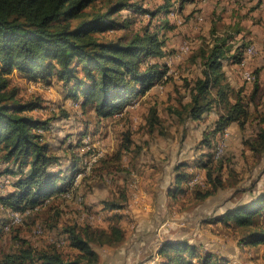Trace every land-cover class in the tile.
Instances as JSON below:
<instances>
[{
	"label": "rangeland",
	"instance_id": "rangeland-1",
	"mask_svg": "<svg viewBox=\"0 0 264 264\" xmlns=\"http://www.w3.org/2000/svg\"><path fill=\"white\" fill-rule=\"evenodd\" d=\"M113 1L98 0L94 7H105ZM151 1L158 4V0ZM229 2L235 3V6L238 4L242 10L232 14L224 9L217 14L206 11L201 26L204 28L208 21L209 27L215 15L221 23H229L236 17L237 22L241 18L250 27L254 24L264 27L262 0L250 5V8H246L242 0ZM122 11L123 14L128 13L127 9ZM132 27L109 30L107 34L111 37L123 35L129 33ZM172 30L174 32L165 31L173 37L172 43L169 41L165 44L167 55L153 58L167 64L168 71L147 92L133 98L120 112L107 118L99 117L92 105L83 108L82 99L76 101L69 96L63 82L55 77L48 83L14 72L11 85L17 87L19 97L41 98L43 106L35 113L42 118L52 119L53 128L49 134L53 141L52 150L57 151L64 167L71 166L70 152H73L79 157V168L73 175L71 185L62 193V198L47 201L40 209L39 206L26 209L28 211L22 212V218L0 224V256L17 250L23 239H27L37 249L57 248L65 258L72 259L78 250L66 239L68 234L65 228L77 225L82 230L90 225L97 236L100 234V243H95L101 255L98 264H109L108 259L116 254L119 255L116 264L154 262V249H158L166 239H188L199 245L202 243V252L211 253L213 259H222V262L264 264V242L257 245L246 243V236L253 227L264 226V211L256 216L253 227H241L233 222L226 225L213 218L225 207L248 202L264 191V151L253 148L262 140L261 133L264 131V29L261 37H251V30L247 28L241 29L237 35H246L245 40L249 45L244 47L245 59L251 57V65H243L245 59L240 63L235 62L232 57L237 51L236 45L241 43L240 39L233 40L232 50L223 59V68L234 86L232 97L236 99L241 95L248 119L244 124L232 122L236 126L232 135H224L223 132L220 140L210 149L200 147L201 141L211 136L214 121L224 107L213 108L200 119L190 117L185 107L191 101L195 80L203 74V57L198 53L211 43V29ZM224 30L227 31L220 28L217 32ZM131 117L132 120H129ZM151 120L154 121L153 125ZM128 138L132 141L129 147L126 146ZM219 142L225 143V152L222 158L216 157L218 160H215L213 170L216 179L223 181L222 186L206 199L198 198L195 191L197 193L198 190L212 187L207 170L201 166L198 170L203 177L196 179L199 173H195L190 179H196L193 185L187 184L184 192L179 191L174 195L171 191L175 187L174 171L177 165L190 162L189 169L192 170L196 159L204 157L214 147L216 150ZM95 151L102 155L93 159ZM155 171L163 172L157 182L168 187L171 202L164 215H155L153 227L141 234L143 238L136 243L135 251H130L131 255H121L127 250H124L125 241L116 246L109 245L104 242L108 234L104 235L101 231H111L113 225H120L127 238L136 230L133 206H150L149 203L144 204L148 196L146 185L153 182ZM197 183L201 184L194 186ZM2 184L3 180L0 179V189ZM108 202L122 203L124 207L115 210L107 205ZM3 215L0 208V220L4 219ZM128 250H132V245L128 246Z\"/></svg>",
	"mask_w": 264,
	"mask_h": 264
},
{
	"label": "trees",
	"instance_id": "trees-1",
	"mask_svg": "<svg viewBox=\"0 0 264 264\" xmlns=\"http://www.w3.org/2000/svg\"><path fill=\"white\" fill-rule=\"evenodd\" d=\"M97 1L0 0V164L5 165L0 173L14 176L13 189L0 195L1 207L5 209L25 211L36 206L40 209L68 189L79 168V157L73 152H70L71 166L64 167L58 154L52 151L45 137L52 119L35 113L43 106L41 98L19 97L17 87L11 85L15 71L29 79L48 83L57 78L67 88L69 96L76 101L82 99L83 108L92 105L96 114L104 118L120 112L168 71L167 64L153 58L166 54V39L160 23L154 18L163 11L173 10L169 0L154 6L138 0H114L100 8L94 7ZM184 1L181 0V5ZM123 9L128 13L123 14ZM130 27L133 29L123 35L111 37L107 34L109 30ZM224 31L217 32L213 27L211 43L199 50L198 54L203 57V74L195 80L191 101L185 107L193 119L202 118L213 108L224 107L214 121L211 136L201 141L200 147L209 149L232 122L244 124L248 119L241 95L236 99L232 97L234 86L223 68V59L232 50L233 40L240 39L243 43L236 45L237 51L232 57L235 62H242L244 47L249 44L245 34L237 37L241 29ZM153 123L151 120V125ZM261 138L253 145L255 151H264V131ZM131 142L128 138L126 146ZM214 149L198 157L192 170L190 162L177 165L175 187L171 191L174 195L191 186L189 180L200 173L201 166L207 170L212 187L195 191L198 198L206 199L222 186L223 181L216 179L213 170L215 160L220 159L214 156ZM107 205L116 209L124 207L122 203L108 202ZM262 211L264 191L248 202L227 207L213 218L226 225L233 222L241 227H253L256 216ZM92 228L90 225L82 230L77 225L65 228L66 239L78 250L72 259L65 258L57 248L37 249L23 239L17 250L0 256V264H98L101 255L95 243H100V234L97 239ZM101 233L108 234L104 242L109 245L121 244L125 238L120 225H113L111 231ZM263 242L264 226L253 227L246 236V243ZM202 248L188 239H166L160 243L155 261L144 264H233L213 259L214 255L202 252Z\"/></svg>",
	"mask_w": 264,
	"mask_h": 264
},
{
	"label": "crops",
	"instance_id": "crops-1",
	"mask_svg": "<svg viewBox=\"0 0 264 264\" xmlns=\"http://www.w3.org/2000/svg\"><path fill=\"white\" fill-rule=\"evenodd\" d=\"M164 1L165 0H158V4L153 3L151 0H147V2L146 1L145 2L147 4L154 6V5H159V4L164 3ZM169 1L172 4L170 8H171V10L172 9L173 10L169 11V12L163 11L162 13H160L158 16H156L154 18L158 23H160V25L162 27L161 29H162V33L165 36L166 43L169 41H171V43H172V41H173V37L170 36L168 32H165L166 30H168L170 32H174L172 29H183L185 31H189L191 29H205V28L212 29L213 27L214 28L216 27V29H220V28H222V29H246L247 28V29L251 30V32H250L251 37L254 38V37H261L262 36V31H263L264 27H261V25H255V24L253 25V27H250V25L247 22L243 23L241 18H238V22H237L236 17L232 18V20L229 23L228 22L221 23L220 18H217L214 15L211 18V23H209V27H208V21L205 22L206 26L204 28L201 26L202 25L201 19L203 16L207 15L206 11L207 12L210 11V13L212 12V14H217L216 12L219 13L221 10L224 9V11H226V12L230 11L232 14L233 12L237 13L238 10H242L238 4L235 6V3L229 2V0H186V1H184V3L182 5H181V0H169ZM257 1L258 0H251V1L250 0H242V2L246 3V5H247L246 8H250L251 7L250 5H252V4L255 5ZM260 5H261V7L264 8V0H262V3ZM258 18H261V16H259ZM263 18H264V15H263ZM218 26H219V28H218ZM243 35H244V33H242L241 36H237V37L242 38ZM263 36H264V32H263ZM166 48L164 47L165 52H166L165 55H167ZM250 58L251 57L245 59V63L243 65H247V64L251 65V63L253 61L249 60ZM129 120H132V117ZM52 128H53L52 125H50V128L46 131V135H45L47 141H49V143L51 145H53V141H51L49 134H50ZM228 130H229V133L232 135L233 131L236 130V126H233V124H231V125H229ZM231 135L228 138L229 140L231 138ZM67 155L70 156V153L69 154L67 153ZM160 164H161V162H159L158 165H160ZM3 166L5 167L4 164L3 165L0 164V169H2ZM161 174H163L162 171L160 173L155 171V173L152 176L153 182L146 185V187L148 188V196L146 197L144 204L145 205L150 204V206L148 208L133 206L134 207L133 216H134V218L137 219V222L134 221L137 224L136 230H134L130 236H127V238L125 237L126 239L124 238L125 239V240H123V241H125L124 250L126 248H127V250L122 252L121 255H129L130 251L134 252L135 247L137 246L136 243H138V241L143 238L141 236V234L153 227L156 217L162 216L166 213L167 205L169 204V202H171L170 201L171 192L168 190L167 186L164 187L165 185H161L159 182H157V179L159 178V176ZM174 174H175V171H174ZM0 179L3 180V184H2V187L0 189V195H5L13 189L12 184H13L14 176L7 174V173H4V174H0ZM183 186H185V185H183ZM57 198H62V197L60 196ZM0 208L3 209V212H4V215H3L4 219L0 220V224L4 225V223L7 220H9L11 214L8 212L7 209L2 208L1 206H0ZM226 208L227 207H225L222 211H224ZM120 209H123V208H120ZM120 209H115V210H120ZM222 211L217 212L215 215H218ZM155 215H156V217H155ZM124 234H125V232H124ZM195 243L197 244V242H195ZM129 245H132V250H128ZM200 246L204 247V244L201 243ZM157 251H158V249H154L153 252H154V254L155 253L156 254L153 256L158 257ZM116 255H112L108 259L109 264H116L117 263V259H118L119 255L118 254H116Z\"/></svg>",
	"mask_w": 264,
	"mask_h": 264
},
{
	"label": "built area",
	"instance_id": "built-area-1",
	"mask_svg": "<svg viewBox=\"0 0 264 264\" xmlns=\"http://www.w3.org/2000/svg\"><path fill=\"white\" fill-rule=\"evenodd\" d=\"M247 78H253V76H247ZM224 152H225V149H222V148H220V146H217V150H216V152L214 153V156L216 157V156H218V155H220V154H222V153H224ZM101 155H102V153H100V152H96V151H95V157H93V159H94V158H97V157H100ZM202 177H203L202 174L199 173L196 179H198V178H202ZM196 179H195V180H196ZM195 180H189V184L192 186V185H193V182H194ZM0 206H2V205L0 204ZM6 209H7L8 212L11 214L9 220H10V219H16V218H22V211L11 210V208H8V207H7ZM29 209H30V208H28V210H29ZM28 210H26V211H28ZM7 221H8V220H7ZM5 224H6V222H5Z\"/></svg>",
	"mask_w": 264,
	"mask_h": 264
},
{
	"label": "bare ground",
	"instance_id": "bare-ground-1",
	"mask_svg": "<svg viewBox=\"0 0 264 264\" xmlns=\"http://www.w3.org/2000/svg\"><path fill=\"white\" fill-rule=\"evenodd\" d=\"M229 134V132H228V130H227V128L225 129V131H224V135H228ZM224 139V138H223ZM224 142H219V144H218V146H220V148H222V149H225V143L223 144ZM91 146V145H90ZM86 147V146H85ZM87 149V148H86ZM89 149V148H88ZM217 150V149H216ZM216 150H215V152H216ZM92 151H90V153H91ZM223 156V153L222 154H220V155H218V156H216L217 158H221ZM89 165V164H88ZM84 166V165H83ZM82 172H84V171H82ZM197 182V181H196ZM70 189V188H69ZM23 212V211H22ZM25 214H26V212H25ZM29 214V213H28ZM20 220V219H19ZM14 221V220H13ZM7 222V221H6ZM21 221H19V223H20ZM10 223V222H9ZM16 223V222H15ZM5 225V224H4ZM9 224H7V226H6V229L8 230V228H9V226H8ZM14 226H16V225H14ZM11 227H12V225H11Z\"/></svg>",
	"mask_w": 264,
	"mask_h": 264
}]
</instances>
